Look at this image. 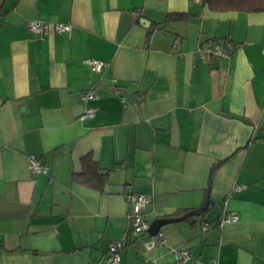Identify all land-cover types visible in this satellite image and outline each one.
<instances>
[{"label": "crops", "instance_id": "crops-1", "mask_svg": "<svg viewBox=\"0 0 264 264\" xmlns=\"http://www.w3.org/2000/svg\"><path fill=\"white\" fill-rule=\"evenodd\" d=\"M170 13L186 16L164 22ZM29 21L71 31L34 36ZM215 41L228 56L199 59ZM88 60L106 66L93 73ZM88 91L96 111L81 121ZM86 155L106 176L101 190L73 180ZM30 156L49 173L32 175ZM129 191L150 196L143 217L163 247L145 251L131 235ZM206 199L238 221H164ZM113 242L120 264H169L176 248L201 264H264V12L0 1V264H111Z\"/></svg>", "mask_w": 264, "mask_h": 264}, {"label": "built area", "instance_id": "built-area-1", "mask_svg": "<svg viewBox=\"0 0 264 264\" xmlns=\"http://www.w3.org/2000/svg\"><path fill=\"white\" fill-rule=\"evenodd\" d=\"M27 29L30 34L34 36H40L47 34L51 29L57 33H67L71 31V26L68 24H49L40 21H29L27 24ZM178 41L173 42V47H176ZM232 50L231 45L227 43L209 42L202 44L198 47V58L201 60H207L209 58L216 57H226ZM89 69L93 73L99 72L102 68L106 66L104 62L99 60H88L87 61ZM95 100V95L92 91H88L82 94L81 101L83 103V111L79 117V120H85L91 118L96 108L90 106V102ZM28 169L29 172L34 175H47L49 173V167L43 164L39 159L30 156L28 158ZM241 188H238L240 190ZM124 198L128 205V219L130 221V233L135 237H143V244L145 251H151L154 249L161 248L165 245L163 235L160 231L155 234H149L150 224L143 217V210L151 203L150 196L146 194L135 193L129 191L125 193ZM238 221V216L236 214H223L216 221L214 227L209 224H205V230L211 228H222L223 226L235 223ZM122 248L120 242H113L108 245V252L110 254L111 264H120L119 250ZM173 261L169 264H201L197 259H195L187 250L184 249H171ZM210 264H217V262L212 261Z\"/></svg>", "mask_w": 264, "mask_h": 264}, {"label": "trees", "instance_id": "trees-1", "mask_svg": "<svg viewBox=\"0 0 264 264\" xmlns=\"http://www.w3.org/2000/svg\"><path fill=\"white\" fill-rule=\"evenodd\" d=\"M3 1V0H0ZM163 1V0H157ZM203 5L207 6L212 12H264V0H198ZM184 13H170L165 17L164 22L180 21L185 18ZM150 32V31H149ZM81 172L73 175V180L95 187L101 190L106 182V176L98 172L96 162H94L91 156L86 155L81 158ZM213 172V171H212ZM206 201L209 202L208 199ZM212 206L201 210V215H205ZM198 210V209H197ZM196 210V211H197ZM190 212H187L189 214ZM187 214L177 212L174 217L164 219L165 222L178 221L181 218H185Z\"/></svg>", "mask_w": 264, "mask_h": 264}, {"label": "water", "instance_id": "water-1", "mask_svg": "<svg viewBox=\"0 0 264 264\" xmlns=\"http://www.w3.org/2000/svg\"><path fill=\"white\" fill-rule=\"evenodd\" d=\"M143 24H147L148 25L149 23L147 21L143 20ZM206 207H209V202L208 201H205L204 204L201 207H199L198 210L194 214H187L184 217H187V216H190V215L201 216L204 223L209 224L211 227H214L216 221L220 217L219 209H218V207L216 205H213L205 215H201L200 211L205 209ZM157 231L158 230L156 228H154L153 225L150 224V226H149V234L153 235Z\"/></svg>", "mask_w": 264, "mask_h": 264}]
</instances>
